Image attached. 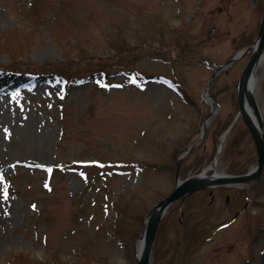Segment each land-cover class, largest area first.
I'll list each match as a JSON object with an SVG mask.
<instances>
[{"label":"rangeland","instance_id":"374dc122","mask_svg":"<svg viewBox=\"0 0 264 264\" xmlns=\"http://www.w3.org/2000/svg\"><path fill=\"white\" fill-rule=\"evenodd\" d=\"M261 5L0 0V264H137L144 217L173 189L177 158L193 145L179 178L210 166L236 114L249 51L208 79L214 65L252 42ZM253 94L264 128V61ZM255 159L238 117L215 168L239 173ZM217 188L210 205L207 189L184 203L203 216L197 225L178 228V202L168 208L151 264H255L263 257L264 166L248 187ZM192 198L198 203L189 208Z\"/></svg>","mask_w":264,"mask_h":264},{"label":"water","instance_id":"95a60500","mask_svg":"<svg viewBox=\"0 0 264 264\" xmlns=\"http://www.w3.org/2000/svg\"><path fill=\"white\" fill-rule=\"evenodd\" d=\"M264 2L262 6V14L257 30L255 39L250 45L251 54L250 57L244 66L237 84V101H238V111L237 116H241L244 123L246 124L247 129L249 130L255 145L256 150V163L248 171L242 174L237 175H216V174H206L205 169L199 173H195L185 178L178 179L176 178L174 188L171 192L157 201L146 213L143 227L139 239L142 240V247L140 255L137 256V264H150L152 249L154 244L155 233L158 227L159 220L167 207L178 199H183L187 194L204 188L208 186H214L218 184H228V183H239L246 182L249 180H256L264 164V129L262 126V117L259 110V107L255 101V98L251 92H249V85L253 86L254 84V74L261 62V59L264 54ZM245 49L237 51L228 61L224 64L216 67V69L225 67L228 63L233 61L235 58L241 55ZM214 73H212L213 76ZM252 79V82H251ZM246 101L251 105L256 123L249 118L247 113L244 110V103ZM207 124L205 120L202 124L201 130L204 131V128ZM179 163V158L177 164ZM176 169V174H177Z\"/></svg>","mask_w":264,"mask_h":264},{"label":"flooded vegetation","instance_id":"af4514ba","mask_svg":"<svg viewBox=\"0 0 264 264\" xmlns=\"http://www.w3.org/2000/svg\"><path fill=\"white\" fill-rule=\"evenodd\" d=\"M217 187H222V186H217ZM214 188V189H212V192H211V194H209V189L207 190V192H208V194H209V196H210V199H209V201H208V204L210 205V204H212V202L214 201V199H215V196H216V194H217V189L218 188ZM185 200H187V199H185ZM183 201L182 203L184 204L186 201ZM225 201H230V197H229V194H226L225 195ZM194 203H198V201H196V198H195V200H194V198H192L190 201H189V203H188V206H189V208H192L193 206H194ZM203 218V216H200V214H197V213H190V211H188V209L187 208H185V207H183V206H180L179 207V210H178V214H177V216H176V219H177V226H178V228H179V226L182 228V227H184V228H188V227H192V226H194L195 224H197L198 222V220L200 219H202ZM191 224H193L192 226H189V225H191ZM177 242H178V244H179V238L177 239ZM165 246H169V241H167L166 243H165ZM169 248L168 247H166V253H167V250H168Z\"/></svg>","mask_w":264,"mask_h":264},{"label":"bare ground","instance_id":"6f19581e","mask_svg":"<svg viewBox=\"0 0 264 264\" xmlns=\"http://www.w3.org/2000/svg\"><path fill=\"white\" fill-rule=\"evenodd\" d=\"M262 61H264V54H263V57H262L260 63H262ZM255 78H256V77H255V75H254L253 79L255 80ZM251 82H252V79H251ZM254 83H255V81H254ZM253 89H254V84H253V86L249 85L248 90H249V92H251L252 94H253ZM244 110H245V112L247 113V115L249 116V118L253 121V123H256L255 115H254L253 109H252L251 105L246 101V99H245V103H244ZM211 113L214 115V114L216 113V110L213 108ZM3 137H4V136H3L2 132H1V133H0V147H1V146L3 145V143H4V142H3ZM223 141H224V137H221V138H220V145H221V147H222V143H223ZM217 173H219V171H217ZM141 247H142V240H141V239H138V240L136 241V244H135V256H136V257L140 255ZM255 264H264V255H263V257H262L260 260H258Z\"/></svg>","mask_w":264,"mask_h":264},{"label":"trees","instance_id":"16d2710c","mask_svg":"<svg viewBox=\"0 0 264 264\" xmlns=\"http://www.w3.org/2000/svg\"><path fill=\"white\" fill-rule=\"evenodd\" d=\"M173 46H176V45H173ZM177 47H178V46H177ZM127 50H128L127 47H123V48H121V50H120L119 52H123V53H124V52L127 51ZM142 52H144V50H142V49H141V50H139V49L136 50V53H137V54L142 53ZM128 54H130L129 51H127L125 55H128ZM110 65L121 66V64H118V63H115V62L111 63ZM52 72H54V71H52ZM54 73H55L56 75L60 76V77L65 76L63 73H59V72H56V71H55Z\"/></svg>","mask_w":264,"mask_h":264}]
</instances>
